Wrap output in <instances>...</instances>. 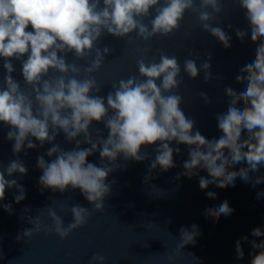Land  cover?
<instances>
[{
	"label": "clouds",
	"instance_id": "1",
	"mask_svg": "<svg viewBox=\"0 0 264 264\" xmlns=\"http://www.w3.org/2000/svg\"><path fill=\"white\" fill-rule=\"evenodd\" d=\"M237 2L245 11L251 40L259 41V45L254 61L241 67V74L236 76L237 82L246 85L245 89L238 93L231 87L225 88L228 108L216 116L222 135L209 140L200 131L194 132L195 122L181 110L182 96L173 92L182 83V79H177L181 67L175 56L161 54L159 62L150 63L138 60L139 76L122 79L118 85L113 83L106 98L98 95L102 88L91 73L102 66L110 51L108 47L102 50L96 47L105 33L124 38L136 32L144 41L158 34L167 37L180 28L185 13L197 7L204 9L198 16L203 30L225 48L231 47V37L222 28L209 23L212 13L221 12L220 0H200L198 6L194 0H102V3L101 0H0V58L4 60L6 73L0 84V123L9 126L6 139L14 141L12 151L17 157L0 171V201L6 198V190L12 188L18 193L14 196L15 203L26 198L25 188L17 179H6L5 172L8 177L14 173L27 174L28 169L19 154L25 148H37L34 138L41 147L46 142L52 144L45 155L54 157L50 162L44 155L37 158V167L42 171L39 177L41 192L64 193L69 188L78 189L92 205L91 210L80 204L73 205V221L67 227L51 208L48 211L53 221L50 227L43 224L39 216H28L32 228L25 229L17 240L41 230L54 231L64 239L85 225L93 212H103L105 200L112 194L115 183L114 180L106 181L112 172L120 169L118 159L143 162L149 158L142 151L147 146H155L156 155L144 178L145 184L150 183L151 174L157 168L167 172L176 166L173 154H179L180 148L171 147L172 142L189 148L184 171L176 179L180 176L191 179L199 176L200 170H206L211 179L200 176L201 190L213 184L221 189L233 187L237 177L253 186L264 182V176L255 175L264 165V0ZM209 8L211 12L207 11ZM152 10L156 14L149 28L143 18L150 16ZM235 31L241 40L247 35L244 30ZM94 49L95 58L83 69L88 75L78 79L81 68L75 62L69 63L68 54L76 60H84ZM13 60L21 62L23 83L30 91L22 89L21 83L13 77ZM210 67L208 62L199 68L195 60L184 62V71L193 79L203 69L207 81ZM201 96L205 102H210L207 94L201 93ZM241 101L244 103L242 109L238 107ZM93 122L104 124L108 132L106 138L96 129L93 139ZM245 131L247 138L243 136ZM61 132L67 142H74V148L64 150L53 143ZM84 144L89 147H81ZM96 152H99L100 166L87 160ZM238 165L239 170H233ZM152 190L162 194L154 185ZM206 195L216 198V193L211 191ZM260 195L258 193L257 197ZM0 206L12 214L11 203ZM233 211L225 200L215 208L206 209L205 216L219 220ZM179 232L177 254L185 246L194 245L201 234L195 224L190 230L181 227ZM251 235L264 236V231L256 227ZM241 241H249L248 236L235 242L237 259L244 257ZM249 243L252 249H259L250 253V264H264V240ZM105 259L96 253L91 257L92 262L100 264H104Z\"/></svg>",
	"mask_w": 264,
	"mask_h": 264
},
{
	"label": "water",
	"instance_id": "2",
	"mask_svg": "<svg viewBox=\"0 0 264 264\" xmlns=\"http://www.w3.org/2000/svg\"><path fill=\"white\" fill-rule=\"evenodd\" d=\"M194 2L198 6L200 0ZM220 3L221 12L212 13L213 19L209 23L222 28L231 37L229 48L203 30L198 16L204 9L199 7L187 11L180 28L167 37L158 34L144 41L136 32L124 38L105 33L96 47L101 50L108 47L110 51L105 55L102 66L91 73V77L102 88L98 95L106 98L108 92L112 91L113 83L118 85L122 79L138 77V60L150 63L153 60L159 62L161 54L175 56L181 67L177 79H182V83L173 92L183 98L181 110L195 122L194 132L200 131L209 140L218 139L222 133L218 129L216 116L225 113L228 108L225 88L231 87L238 93L245 89L246 85L237 82L236 76L241 74V67L254 61L259 45V41L254 43L251 40L245 11L237 0H220ZM207 11L212 10L209 8ZM155 14V10H152L150 16L143 18L149 28ZM236 29L247 32L243 40L236 36ZM95 55V49L84 60H76L71 53L68 54L69 63L75 62L81 68L78 79L88 75L83 69ZM188 59L195 60L198 68L204 62L210 63V78L207 81L204 79L203 69L196 78H191L184 71V62ZM3 63V58H0V84L6 74ZM12 63L15 67L13 77L21 83L22 89L30 91V87L23 83L21 62L13 60ZM201 93L207 94L210 102H205ZM238 107H244L243 101ZM91 127L93 139L96 138V129L101 130L104 138L107 137L108 132L103 123L93 122ZM9 130V126L0 123V171L17 158L12 151L14 141L6 139ZM243 136L247 138L246 131ZM33 142L37 144L36 149L25 148L19 154V159L28 169L27 174L20 176L14 173L8 177L5 172L6 179H17L25 188L26 198L15 203L14 196L18 193L12 188L6 190V198L0 201V205L11 203L13 209L12 214H9L0 206V264H100L99 261H91L94 253L106 258L104 264H250V253H256L259 249H252L249 241L256 240L259 243L264 240V236L251 235V230L256 227L264 231V182L253 186L251 182L245 183L237 177L233 187L221 189L213 184L201 190L200 176L211 179L206 170H200L199 176L191 179L184 176L176 179L184 171L183 163L189 158V148L175 142L170 146L180 148L179 154H173L176 166L167 172L157 168L152 172L148 184L144 183V178L151 160L155 158V146L142 149L149 157L143 162L118 159L120 169L112 172L106 181L111 183L114 180L115 183L112 185V194L105 200L104 211L93 212L85 225L72 231L66 238L61 239L54 231L41 230L31 237L17 240V236L25 229L32 228L28 216H39L42 223L50 227L53 221L48 211L51 208L67 227L73 221V205L80 204L90 210L92 207L78 189L74 191L69 188L64 193L50 190L41 192L39 177L42 171L37 167V158L44 155L45 160L50 162L54 157H48L45 153L52 144L46 142L41 147L34 138ZM53 143L64 150L75 147L74 142H67L63 132ZM87 160L100 166L99 152ZM239 167L233 170L238 171ZM255 175L264 176V165ZM153 185L162 194L153 191ZM209 191L216 193L215 199L207 197ZM258 193H261L259 197ZM225 200L234 210L230 216L219 220L206 218V209L215 208ZM25 209L28 211L25 212ZM193 224L198 226L201 234L194 245L185 246L177 254L179 229L185 227L190 230ZM242 236H248L249 241H241L244 257L237 259L235 242ZM169 257L173 259L169 260Z\"/></svg>",
	"mask_w": 264,
	"mask_h": 264
}]
</instances>
